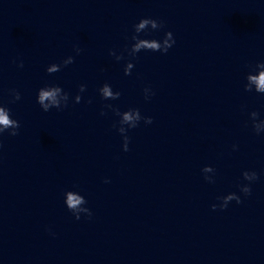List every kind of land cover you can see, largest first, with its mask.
<instances>
[{
    "label": "clouds",
    "instance_id": "clouds-1",
    "mask_svg": "<svg viewBox=\"0 0 264 264\" xmlns=\"http://www.w3.org/2000/svg\"><path fill=\"white\" fill-rule=\"evenodd\" d=\"M134 33L131 36V40L134 43L130 48L126 49L130 56L135 57L137 53L143 51H151V52H160L162 54H166L168 50L175 44V39L171 31H167L164 34L162 40L156 39H142L140 38L141 33H145L146 35L149 33V30H159L164 27L162 21H158L153 18H141L138 23L134 26ZM77 55L80 54L82 49L79 47L75 48ZM109 55L115 56L116 60L123 59V55H116L115 51L109 52ZM74 63V57L68 56L61 63H53L46 68V72L48 74H54L61 71L62 67H66L70 64ZM19 67H23V63L21 62ZM134 67L132 62H128L124 68V74L131 75V71ZM251 70L246 75V83L244 84L245 92H252L253 90L256 93L264 94V62H258L254 66H249ZM86 91V85H79V93H83ZM102 99L104 100H118L121 96L119 91H113L112 87L108 83H104L98 89ZM144 98L145 100L150 99L152 95L155 93L151 91L150 88H144ZM10 93L13 97L12 101L15 102L21 99L20 92L11 89ZM37 103L40 105L41 109L44 112H48L52 108H56L57 110H62L63 108L68 106L69 101V93L65 92L60 86L51 84L45 85L38 89L37 92ZM81 95L77 94L74 97L75 103L81 102ZM91 103V100L88 101ZM105 108L111 109L115 115L119 116L120 119L118 121L119 127L117 131L123 137V151L127 152L129 150V142L130 137L127 135L129 129H134L138 127L141 120L144 121L145 124H152L153 118L148 116H142L141 112L138 108H129L127 111L121 112L118 108L114 107L111 104L104 105ZM101 115H105V112L102 110ZM258 113L256 111H252L249 113L250 119L252 121V128L257 135L261 132H264V120H258ZM114 127L116 125H113ZM127 126V127H125ZM20 128V122L15 120L10 115V109L5 107L3 104H0V135L5 132H8L10 136H17L18 129ZM10 130V131H9ZM236 145H233V149L235 150ZM202 173H204V179L208 183H215L214 176L207 175L208 173H214L215 170L211 166H205L202 168ZM242 177L244 181H248L247 184L238 185L239 190L243 193L244 196L251 195V182L258 179V174L255 171H244L242 173ZM108 183V180L104 181ZM65 195V204L67 209L73 214L76 220L81 218V213H84L87 217L91 218L92 212L89 208L84 207L87 204L86 199L77 192L74 191H66ZM217 200L220 201L219 204H212L211 208L213 211L219 208L220 210H224L228 207V204L235 200L237 204L242 203L241 197L236 193H229L222 197H217Z\"/></svg>",
    "mask_w": 264,
    "mask_h": 264
}]
</instances>
